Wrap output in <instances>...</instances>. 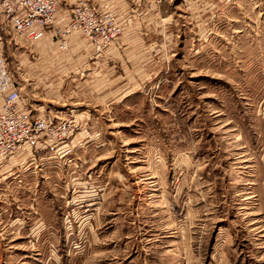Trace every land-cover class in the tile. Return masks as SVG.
<instances>
[{"label": "rangeland", "instance_id": "1", "mask_svg": "<svg viewBox=\"0 0 264 264\" xmlns=\"http://www.w3.org/2000/svg\"><path fill=\"white\" fill-rule=\"evenodd\" d=\"M96 9L121 32L90 81L94 54L53 89L18 86L76 127L63 158L0 182V264H264V0Z\"/></svg>", "mask_w": 264, "mask_h": 264}, {"label": "built area", "instance_id": "2", "mask_svg": "<svg viewBox=\"0 0 264 264\" xmlns=\"http://www.w3.org/2000/svg\"><path fill=\"white\" fill-rule=\"evenodd\" d=\"M231 2L232 0H225ZM57 0H0V45L9 36L24 35L30 43L41 39L55 21ZM107 8V7H105ZM81 32L93 48V54L102 56L116 41L121 29L113 15L99 13L92 0H76L70 8V21L55 33L60 39L58 49L68 51L67 39L73 32ZM6 59L0 53V161L18 153L33 140L48 144L68 140L76 124L68 117L52 113L39 116L29 103H20V90L14 86Z\"/></svg>", "mask_w": 264, "mask_h": 264}, {"label": "crops", "instance_id": "3", "mask_svg": "<svg viewBox=\"0 0 264 264\" xmlns=\"http://www.w3.org/2000/svg\"><path fill=\"white\" fill-rule=\"evenodd\" d=\"M76 0H57L58 6H57V12L55 16L54 26L47 30L44 35L39 39L38 41L34 43H30L24 35H17L14 34L12 36H9L10 29H6L4 31L5 36V42L9 43L12 40L15 42V51H20L17 55V59L19 61L20 67L24 70H28L27 72H24L25 78L20 77V73L16 71L15 78V84L14 86L18 88L26 87L25 86V79H33L34 81H38V87L39 88H50L53 89L56 86H60L62 83V77L72 73L76 70L77 65L85 62L92 54H93V48L90 44H88L85 41V38L81 32H73L67 39L68 44L70 45V52L67 55H61L60 57L54 58L53 51L58 45L60 44V39L56 35L55 30L56 29H62L64 28L70 21V8L75 3ZM93 5L96 8V0H92ZM32 45V51H28L25 49L22 50V48L25 45ZM31 52V53H30ZM106 53V52H105ZM105 53L103 55H105ZM116 46L110 47L107 51L108 57H111V59L116 55ZM14 54V53H13ZM30 54H34L33 57L34 60L38 61H27L26 56H30ZM102 55V56H103ZM15 56V55H14ZM99 57L97 59V62H94L93 65L88 67V69L84 68V70L87 73L84 81H90L88 80L91 77V74L96 70L97 65H103L104 63H101L104 58L106 57ZM42 60H41V59ZM47 59V62H46ZM116 62H119L116 60ZM93 66V67H92ZM76 73V72H75ZM74 74V73H73ZM89 77V78H87ZM95 81V80H91ZM20 103H30L32 101L26 95L22 94L20 96ZM3 107V99L0 97V112ZM57 114H61V112H57ZM39 116H44L45 113L42 111H38L37 113ZM77 117V115H75ZM52 151L56 153L55 156H51V159H58L57 156L60 155L59 158H63L64 153L69 150L68 144L66 142H55L51 141L49 145L43 146L40 142V140L36 139L33 141H29L25 143L20 151L14 155H11L4 161H0V182L5 184L6 179H8L10 176L5 173L9 172V167L16 166V169L14 171H18V175L15 178H21L25 179V175L27 171H30L32 168L31 163L32 161H35L34 157L35 154L41 151ZM22 155H25V158H21ZM33 157V158H31ZM27 160V162H26ZM28 163V164H26ZM25 165V166H24ZM14 169V168H13ZM12 169V170H13Z\"/></svg>", "mask_w": 264, "mask_h": 264}]
</instances>
